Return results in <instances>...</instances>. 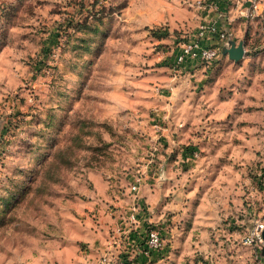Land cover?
Segmentation results:
<instances>
[{"label":"rangeland","instance_id":"obj_1","mask_svg":"<svg viewBox=\"0 0 264 264\" xmlns=\"http://www.w3.org/2000/svg\"><path fill=\"white\" fill-rule=\"evenodd\" d=\"M195 2L0 0V264H121L150 227L153 264H264L263 21L179 75Z\"/></svg>","mask_w":264,"mask_h":264},{"label":"built area","instance_id":"obj_2","mask_svg":"<svg viewBox=\"0 0 264 264\" xmlns=\"http://www.w3.org/2000/svg\"><path fill=\"white\" fill-rule=\"evenodd\" d=\"M231 5L239 6V16L253 20L262 9V0H230ZM195 6L197 9H201L207 12L217 13L220 18H223V12L219 11L216 0H196ZM245 6V10L242 8ZM262 41L264 44V21L261 25ZM228 41L227 32L220 27L217 21L213 20H202L196 30L191 35V38L181 44H178V53L175 55V64L177 66H197L206 62L213 61L221 55V50L213 46L216 44H226ZM199 155L194 150L190 157L192 159L197 158ZM132 191L136 190L133 186ZM132 220L137 219L135 213L131 214ZM264 231L263 224H260L255 229V233L252 236L243 238V243L251 245L257 243L259 247H263L264 241L262 239V232ZM162 240L159 232L156 230H150L146 233L144 246L147 252L157 251L161 248Z\"/></svg>","mask_w":264,"mask_h":264},{"label":"crops","instance_id":"obj_3","mask_svg":"<svg viewBox=\"0 0 264 264\" xmlns=\"http://www.w3.org/2000/svg\"><path fill=\"white\" fill-rule=\"evenodd\" d=\"M230 0H216L217 4H218V9L219 11L223 12V18H220L219 15H218V12L217 13H214V12H208L207 15H203V18L202 20H213V21H217L218 24L220 25V27L222 29H224L226 32H227V35H228V41L229 40H232L235 42V40L237 39V32H239V28L241 26H244V33L243 36H246L248 35V33L251 31L250 27L253 28L257 23H259L261 20L264 21V4H262V9L260 10L259 12V15L253 19V20H249V19H245L241 16H239V10H241V8L239 6H235L234 4L231 5V3H229ZM243 10H245V6L242 8ZM203 13V12H202ZM200 20V21H202ZM199 24V22H198ZM195 31V30H194ZM240 37V36H239ZM241 38V37H240ZM227 43V42H226ZM237 44V43H236ZM224 44H222V46H224ZM178 53V48H176V51L174 53V72L178 73L179 75L180 74H191L193 72V70H195V72H199L201 70V73H209L210 70H205V67H203L202 65H197V66H177L175 64V55ZM220 57H224L222 55H220ZM225 58V57H224ZM227 58V57H226ZM176 66V67H175ZM195 67V68H194ZM177 68V69H175ZM178 70V71H176ZM195 74V73H194ZM176 78V75H174V79ZM217 86V84H216ZM217 100V98H216ZM226 100H220L218 99L217 100V103L219 104H222L223 103H227L225 102ZM218 135V133H216V136ZM230 145L234 146L232 147L233 150L236 149V145L234 144H231ZM238 147H246L245 144H240ZM231 149V148H230ZM243 149V148H242ZM182 155V153H179V156L176 157V158H180V156ZM183 156V155H182ZM176 163V162H175ZM217 173L216 172V176H217ZM220 175H222V172H220ZM167 179H172V174L167 171V175H166ZM234 178V177H233ZM219 179V176L217 177L216 181ZM167 183L169 181H166ZM225 188H226V183L225 182H222L220 184V188H218V194L221 193V196H225V195H228V193L226 194V191H225ZM217 195V193H216ZM137 232H134V235H132V240H134L135 242V246L137 247V249L139 248L137 246L138 242L140 241V235L143 234V230H141V228H139L138 230H136ZM143 255H138V258L136 260L137 264L140 263V259H143L142 258ZM143 262V261H142ZM141 262V263H142ZM140 263V264H141Z\"/></svg>","mask_w":264,"mask_h":264},{"label":"trees","instance_id":"obj_4","mask_svg":"<svg viewBox=\"0 0 264 264\" xmlns=\"http://www.w3.org/2000/svg\"><path fill=\"white\" fill-rule=\"evenodd\" d=\"M98 19V18H97ZM85 20V22H86V19H84ZM90 29H92V28H90ZM86 33H90L89 31L88 32H86ZM165 36V35H164ZM164 36H160L161 38L160 39H162ZM93 38H89V36H84V38H82L81 39V47H82V49L83 50H88L89 49V47H90V45L93 43ZM213 46H215L216 48H218L219 50H221V48H222V44H219L218 46H216V44H214ZM218 62V60L216 59V61H215V59L213 60V61H210V62H206V63H203V64H200V65H202L203 67H205L206 69H208V70H212L213 69V67H214V65H215V63H217ZM191 147H187V148H185V149H183L182 150V155H184L185 157H187L186 156V154H188V155H191V153L195 150V149H190ZM150 230H156V231H158L157 229H155V228H147L146 230H144L143 231V236H142V240H141V237L139 238L140 239V241L138 242V244H137V246L139 247L138 249H139V251H140V253H137V254H135V256H130V254L128 255V254H126V255H124V256H121L122 258V260H121V264H137V262H136V260H137V258H138V255L139 254H141L142 253V255L143 254H145V253H149V254H151L150 255V257L152 256V253H154V252H156V256H155V258L153 259V260H151L150 262H151V264H153V263H155V262H157L158 260H159V257H158V255H159V253L157 252V251H150V252H147V250H146V248H145V246H144V240H145V236H146V233L148 232V231H150ZM152 259V258H151ZM203 263L204 264H207L206 262H204L203 261Z\"/></svg>","mask_w":264,"mask_h":264},{"label":"water","instance_id":"obj_5","mask_svg":"<svg viewBox=\"0 0 264 264\" xmlns=\"http://www.w3.org/2000/svg\"><path fill=\"white\" fill-rule=\"evenodd\" d=\"M244 44L242 41H239L237 44L229 40L227 43L222 46L221 48V55L222 56H227V58L231 61L238 62L244 57ZM262 239L264 241V231L262 232ZM261 254L264 257V245L261 250Z\"/></svg>","mask_w":264,"mask_h":264}]
</instances>
